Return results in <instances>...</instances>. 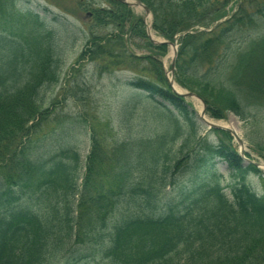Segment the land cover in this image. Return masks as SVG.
I'll list each match as a JSON object with an SVG mask.
<instances>
[{
	"label": "trees",
	"instance_id": "trees-1",
	"mask_svg": "<svg viewBox=\"0 0 264 264\" xmlns=\"http://www.w3.org/2000/svg\"><path fill=\"white\" fill-rule=\"evenodd\" d=\"M21 1L0 0V264H264V195L241 180L262 173L245 165L230 133L200 137L198 114L159 59L124 53L121 61L126 37L161 55L168 48L149 39L145 19L126 4L77 0L93 27L115 33L89 31L75 65L93 63L101 77L133 75L118 111L121 139L105 144L84 122L85 161L77 130L36 146L58 103L45 108L44 92L60 81L69 36L61 24L52 28L57 20L17 11ZM137 1L150 10L152 30L178 45L177 85L201 98L211 118L234 114L250 125L246 140L264 155V37L236 38L260 26L264 0H239L221 23L236 0ZM195 27L205 31L189 32ZM144 61L146 73L128 68ZM217 160L240 177L230 197ZM176 188L178 199L169 195Z\"/></svg>",
	"mask_w": 264,
	"mask_h": 264
},
{
	"label": "rangeland",
	"instance_id": "rangeland-1",
	"mask_svg": "<svg viewBox=\"0 0 264 264\" xmlns=\"http://www.w3.org/2000/svg\"><path fill=\"white\" fill-rule=\"evenodd\" d=\"M102 1L103 0H95L93 2L92 0H83L84 3L92 6L94 4H97V6L102 5ZM239 3L240 1L236 0L235 4L229 5L226 8L227 17L218 23L231 17L237 11ZM15 7L17 11L21 10V12L30 11L38 13L42 17H47L49 21L57 20L55 22L52 21L54 24L52 25L53 27H51L54 28L55 25L61 24L64 26L65 31L68 32L67 34L69 36V42L67 40L66 44L65 60L61 70L60 81L57 85L49 87L44 92L46 101L45 108H51L53 101L58 103H56V108H53L51 111L53 112L55 110L49 117L50 124H43L40 127L41 134L39 139L36 137L34 139L36 140V146H41L43 142L44 144L48 143L54 146L57 141H61L59 139L62 138L63 141L68 135H70L71 132L69 130H77L78 140L76 139L74 144H76L77 148L81 151L82 160L85 161V158L90 152L91 136L89 135L90 129H85L86 126L84 122H86L87 125L89 123H92V125L94 124V128L103 138L105 144H113L116 137L121 139L119 135L120 127L118 123V111H120L124 101L130 98L132 94V90L125 87L124 84L131 79L133 75L129 71H119L114 74L104 75L101 77L97 75L96 65L93 63H85L80 66L75 65L76 59L80 55L86 42L85 35L88 36L89 31L94 32L96 35L104 36L105 34L115 33L114 27H93L90 18L87 16V10H80L77 6V0H22L20 3L15 2ZM93 7H95V5ZM131 9L136 16L143 17L148 26L151 25L152 18L147 17L142 8L131 7ZM260 22L261 24H259L260 26L258 28L242 34L243 36H236V38L239 39L244 37L247 41H252L264 37V19H261ZM193 31L200 32L205 31V29L195 27L189 32L193 33ZM150 35L156 43L167 44L168 48L166 55H161L153 50H149L145 48L146 46L138 47L137 45L131 43L128 37H126L127 41L125 48H127L126 50L128 51H122L123 54L121 61H125V58L127 57L124 53H129L131 57H156L162 63L168 81H173V83L177 85L174 80L175 72L174 75L171 73V66L175 53L172 47L173 44L167 43L152 29L150 30ZM175 51L178 56V47ZM116 64L117 66L120 65L119 63ZM122 67L123 66H120L119 68ZM74 68L76 71L78 70V72H74ZM128 68L136 70V72L146 73L149 67H147V62L144 61L140 63L138 68L134 64ZM73 73L77 76H73ZM179 88L183 90L184 94H195L181 87ZM184 99L196 111L198 114V121L203 125V128L200 130V137L207 136L209 141L216 142V135L202 122L200 117L203 107L200 100L194 97ZM204 117L212 124L233 130L241 139L243 142L242 146L237 143L230 132L223 130L231 134L233 138V146L237 149L239 155L244 158H246L244 155H249L250 160L256 163L258 165L257 169L263 173L261 176L256 175L255 173H248L241 180L249 185L255 192H258L260 195H264V155L256 153L253 147L246 140V133H252L251 126L246 125L234 114H229L227 119L224 120H215L207 115V112ZM58 120L61 124L56 125ZM64 129L66 133L64 132ZM244 162L245 165L248 164V162ZM215 163L218 173L225 177L223 185L226 186L225 190L229 196L230 187L235 183H239L238 179H240V177H232L225 162L217 160ZM85 173L86 169L83 170L81 175V183ZM169 195L175 199L181 197L180 190L177 188L171 191ZM63 261L65 260H56L55 264H61Z\"/></svg>",
	"mask_w": 264,
	"mask_h": 264
},
{
	"label": "water",
	"instance_id": "water-1",
	"mask_svg": "<svg viewBox=\"0 0 264 264\" xmlns=\"http://www.w3.org/2000/svg\"><path fill=\"white\" fill-rule=\"evenodd\" d=\"M117 1H119V2H121V3H123V4H126V5H128L129 7H140V8H142L144 11H145V13H146V16L147 17H151V12H150V10L146 7V6H144L141 2H139V1H135L134 2V4L132 3H130L128 0H117ZM150 28H149V30H148V36H149V38H150V40L153 42V43H155L156 44V42L152 39V37H151V35H150ZM172 47H173V50H174V58H173V61H172V66H171V73H172V75H174V72H175V65H176V56H177V52L175 51L176 50V46H174V45H172ZM170 85H171V87H172V89L174 90V92L177 94V95H179V96H182L183 98H191V97H194V98H197L198 100H200V102H201V104H202V113H201V119H202V122L206 125V126H208L209 127V129H216V130H226V131H228V132H230L232 135H233V137L235 138V140L237 141V143L240 145V146H242L243 145V142L241 141V139L237 136V134L233 131V130H230V129H227V128H224V127H221V126H218V125H215V124H212V123H210V122H208L207 120H205L204 118V116L206 115V105H205V103L203 102V100L201 99V98H199L198 96H196L195 94H192V93H188V94H180V93H178L176 90H175V88H174V85H173V81H170ZM244 158V157H243ZM245 159V158H244ZM247 160V159H246ZM249 163H251V164H253L254 166H258L256 163H254L253 161H250V160H247Z\"/></svg>",
	"mask_w": 264,
	"mask_h": 264
},
{
	"label": "bare ground",
	"instance_id": "bare-ground-1",
	"mask_svg": "<svg viewBox=\"0 0 264 264\" xmlns=\"http://www.w3.org/2000/svg\"><path fill=\"white\" fill-rule=\"evenodd\" d=\"M131 4L133 3L134 4V0H128ZM174 88H175V90L178 92V93H180V94H184L183 93V90H181L176 84H174ZM206 119V118H205ZM207 120V119H206ZM208 121V120H207Z\"/></svg>",
	"mask_w": 264,
	"mask_h": 264
}]
</instances>
